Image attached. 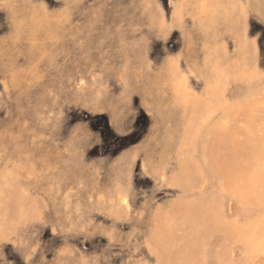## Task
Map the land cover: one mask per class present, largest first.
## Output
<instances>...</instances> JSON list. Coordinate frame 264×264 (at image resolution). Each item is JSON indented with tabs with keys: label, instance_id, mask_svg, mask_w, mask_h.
I'll return each instance as SVG.
<instances>
[{
	"label": "rangeland",
	"instance_id": "1",
	"mask_svg": "<svg viewBox=\"0 0 264 264\" xmlns=\"http://www.w3.org/2000/svg\"><path fill=\"white\" fill-rule=\"evenodd\" d=\"M0 264H264V0H0Z\"/></svg>",
	"mask_w": 264,
	"mask_h": 264
},
{
	"label": "bare ground",
	"instance_id": "2",
	"mask_svg": "<svg viewBox=\"0 0 264 264\" xmlns=\"http://www.w3.org/2000/svg\"><path fill=\"white\" fill-rule=\"evenodd\" d=\"M67 196V195H66Z\"/></svg>",
	"mask_w": 264,
	"mask_h": 264
}]
</instances>
